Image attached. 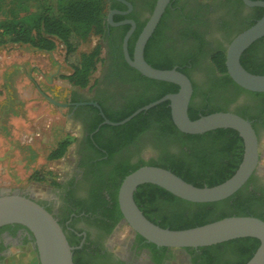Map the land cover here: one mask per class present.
I'll list each match as a JSON object with an SVG mask.
<instances>
[{
    "label": "flooded vegetation",
    "instance_id": "af4514ba",
    "mask_svg": "<svg viewBox=\"0 0 264 264\" xmlns=\"http://www.w3.org/2000/svg\"><path fill=\"white\" fill-rule=\"evenodd\" d=\"M104 2V35L99 38L103 61L99 76L90 87L83 89L72 86L63 96V91L59 89L55 92L54 86L55 79L62 71L60 63L52 61L51 67L55 65V68L48 77L40 68H33L46 83L45 92L34 83L36 88L54 101L66 105L52 106L66 111V117L76 132L74 142L62 158L70 162L66 174L47 177L54 187L52 193L44 198L38 199L30 192L1 189L0 196L21 195L43 206L63 229L73 252H76L78 264H241L242 250L239 252L227 247L210 251L152 247L151 243L140 239L123 216L119 218L111 199L117 171L141 161L150 163L159 153L153 134L147 131L134 144L115 150L110 159L106 148L113 141V133L105 127L110 126L104 124L106 115L128 111L143 100L167 93L169 87L176 85L142 76L128 65L124 56L123 41L132 25L123 22L135 24L128 41L129 56L133 58L136 42L157 0ZM263 17V8L249 7L242 0H170L144 50V58L155 64L164 57H190L195 66L189 72L193 86L189 107L198 116L216 109L237 116L244 114L257 135L259 147L264 140V95L240 91L230 77L231 81L220 74L213 58L223 50L226 53L227 46L237 35ZM155 34L157 40L149 46ZM39 52L49 56L54 54V51ZM253 58L256 65H264V43ZM173 69L177 70V66ZM3 79L6 82V74ZM17 111L10 99L0 120V137L5 142L6 116ZM99 118L102 119L101 123ZM237 136L240 137L239 134ZM232 148L228 154L218 155L224 163L236 158L238 147ZM183 149L189 151L187 147ZM181 150L176 144L169 145L172 155L179 154ZM261 157L260 154V160ZM3 161L8 160L4 157ZM242 188L257 197H264V166ZM32 261L39 264L32 234L19 225L1 227L0 264H31Z\"/></svg>",
    "mask_w": 264,
    "mask_h": 264
},
{
    "label": "trees",
    "instance_id": "16d2710c",
    "mask_svg": "<svg viewBox=\"0 0 264 264\" xmlns=\"http://www.w3.org/2000/svg\"><path fill=\"white\" fill-rule=\"evenodd\" d=\"M105 16L104 0H0V46L18 44L39 51L53 52L60 43L64 49L65 60L71 69V74L67 77L68 81L73 86L85 89L98 65L103 61L102 46L98 44L87 53H80L79 49L92 37L100 38L104 35ZM156 34L149 46L157 40ZM263 43L264 38L258 40L241 57L242 66L251 74L264 75V65H256L255 58H253ZM145 60L158 70H172L174 66H177V70L188 78L190 69L195 66L192 59L186 56L174 59L164 57L157 64L152 63L146 57ZM225 61L224 50L213 58L220 74L231 81L227 74ZM236 87L246 92L239 86L236 85ZM178 90V86L172 85L167 93L159 97L143 100L128 111L112 116L106 115V117L111 122H121L136 110L167 94H174ZM217 112L220 111L211 110L203 116ZM188 115L191 120L202 117L190 107ZM239 116L247 119L244 114L240 113ZM99 122H102L101 118ZM105 127L113 133V141L106 148L110 159L115 150L134 144L138 137L147 131L153 134L155 148L159 153L157 158L150 163L141 161L137 165L124 167L117 171L116 187L114 193H111V199L119 218H122L118 207L119 187L122 181L137 169L144 166L159 167L171 171L195 187H214L234 175L244 155L243 140L234 130L222 129L203 135H188L180 132L172 121L169 102H164L139 114L122 126ZM73 141L71 138L60 141L49 154L48 160L62 159ZM170 144L178 145L182 149L181 152L172 155L169 152ZM233 146L238 147L235 153L236 158L224 163L220 156L228 154ZM185 147L188 148V152L183 149ZM243 189L223 201L198 204L177 198L157 186L142 185L135 192L134 201L149 221L161 228L174 231L204 226L229 217H256L264 221V197H257ZM140 239L144 240L142 237ZM259 245L260 242L257 239L245 238L201 249L210 251L213 248L227 247L239 252L242 250L243 262L241 264H246ZM152 247L155 245L152 244ZM73 263L78 264L76 252H73Z\"/></svg>",
    "mask_w": 264,
    "mask_h": 264
},
{
    "label": "water",
    "instance_id": "95a60500",
    "mask_svg": "<svg viewBox=\"0 0 264 264\" xmlns=\"http://www.w3.org/2000/svg\"><path fill=\"white\" fill-rule=\"evenodd\" d=\"M242 1L249 7L264 9V1ZM169 2L170 0H157L154 11L136 42L133 58L129 56L128 41L135 29V24L131 21L123 22L132 25V29L123 41V51L128 65L142 76L174 84L178 86V92L166 95L136 110L121 122L114 123L105 119L104 124L114 127L122 126L139 114L169 102L172 121L180 132L188 135H202L219 129L234 130L243 140L244 155L234 175L214 187L198 188L169 170L153 166L141 167L122 181L118 190L119 210L125 222L136 234L157 247L198 249L237 239L253 238L257 239L260 245L246 264H264V221L259 218L229 217L204 226L174 231L161 228L149 221L134 201V194L138 187L154 185L188 202L198 204L220 202L238 192L261 168L259 141L250 121L227 112L213 113L191 120L188 115L193 95L190 79L176 69L158 70L146 62L145 47ZM263 37L264 17L237 35L227 46L225 53V66L229 77L240 88L253 93H264V75L249 73L240 60L243 53ZM37 90L50 104L66 106L48 97L40 88ZM8 225L22 226L32 234L39 264H74V249L69 244L63 229L57 220L35 201L15 194L0 196V228Z\"/></svg>",
    "mask_w": 264,
    "mask_h": 264
},
{
    "label": "rangeland",
    "instance_id": "374dc122",
    "mask_svg": "<svg viewBox=\"0 0 264 264\" xmlns=\"http://www.w3.org/2000/svg\"><path fill=\"white\" fill-rule=\"evenodd\" d=\"M99 43V38L92 37L87 44L81 46L79 52H90ZM52 61L62 65V71L55 79L54 86L55 92L61 89L64 96L73 85L67 79L71 69L60 43L57 44L53 56L24 45L0 46V120L3 111L10 104V99L18 110L6 116L7 141L0 137L1 190L25 191L38 199L44 198L52 193L54 187L47 177L65 175L70 165L67 158L49 161L48 156L60 141L66 138L74 140L76 132L66 117V111L55 109L34 84L39 85L45 92V79L33 68H40L48 77L55 68V65L51 67ZM100 66L101 64L92 75L88 87L97 80ZM5 74L6 82L3 79ZM259 152L262 155L260 166H264V140L260 144ZM4 157L8 161H3ZM31 264H35V261Z\"/></svg>",
    "mask_w": 264,
    "mask_h": 264
}]
</instances>
